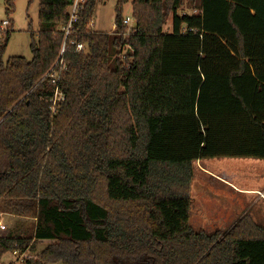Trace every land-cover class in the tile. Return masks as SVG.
Returning a JSON list of instances; mask_svg holds the SVG:
<instances>
[{
  "label": "trees",
  "instance_id": "obj_1",
  "mask_svg": "<svg viewBox=\"0 0 264 264\" xmlns=\"http://www.w3.org/2000/svg\"><path fill=\"white\" fill-rule=\"evenodd\" d=\"M74 1L39 0L31 60L0 37V212L35 220L0 264H264L250 215L190 223L197 161L264 159V0H118L111 32L85 0L67 34Z\"/></svg>",
  "mask_w": 264,
  "mask_h": 264
},
{
  "label": "rangeland",
  "instance_id": "obj_2",
  "mask_svg": "<svg viewBox=\"0 0 264 264\" xmlns=\"http://www.w3.org/2000/svg\"><path fill=\"white\" fill-rule=\"evenodd\" d=\"M117 2L105 0L99 5L92 26L94 30H115ZM38 11L39 0H15V10L9 15L6 13V0H0V27L4 20H9L14 28L4 55L5 62L16 55L32 59L30 31L36 32L39 28ZM132 11V3H127L123 16H132ZM127 26L128 29L132 27ZM165 29H172L171 19ZM239 188L245 190L241 192ZM258 191L264 192V159L232 156L201 159L195 163L190 223L195 229L207 232L228 231L248 214L264 226V198L257 194ZM0 219L7 229L15 231L26 230L35 221L33 217H18L2 212ZM47 243L38 242L37 250L44 249ZM15 259L16 256L9 252L3 256L2 263L7 264Z\"/></svg>",
  "mask_w": 264,
  "mask_h": 264
},
{
  "label": "built area",
  "instance_id": "obj_3",
  "mask_svg": "<svg viewBox=\"0 0 264 264\" xmlns=\"http://www.w3.org/2000/svg\"><path fill=\"white\" fill-rule=\"evenodd\" d=\"M85 0H75L74 1V4L72 6V9H71V17H70V21H69V24L67 26V30H66V33L69 34L70 32V29L72 28L73 24L75 21H77L78 19V14H79V9L82 5V3H84ZM133 17L132 16H128V17H125L124 18V24L126 25H133ZM10 25V21L9 20H4L2 22V25L0 27V37L2 36V34L5 32L6 28ZM78 48L79 49H83L84 48V45L83 44H78ZM64 96L62 95L61 92H59V90L57 89V92L55 93V96L53 98V105L51 107V110L54 112L56 111V105H57V101L59 100H64ZM257 194L264 198V193L261 192V191H258ZM0 227L1 228H6V225L3 223V221L0 219ZM13 255L16 256V259L13 261V262H10V263H7V264H21L23 262V260L25 259V257H27V254H24V253H20L18 251H13L12 252ZM3 264H6V263H3Z\"/></svg>",
  "mask_w": 264,
  "mask_h": 264
},
{
  "label": "crops",
  "instance_id": "obj_4",
  "mask_svg": "<svg viewBox=\"0 0 264 264\" xmlns=\"http://www.w3.org/2000/svg\"><path fill=\"white\" fill-rule=\"evenodd\" d=\"M244 190H245V189H242V190H241V188H239V191H241V192H243ZM263 193H264V192H263ZM261 198H262V197H261Z\"/></svg>",
  "mask_w": 264,
  "mask_h": 264
}]
</instances>
